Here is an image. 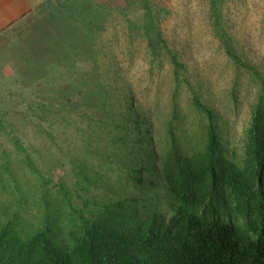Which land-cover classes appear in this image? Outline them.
Here are the masks:
<instances>
[{
	"label": "trees",
	"instance_id": "obj_1",
	"mask_svg": "<svg viewBox=\"0 0 264 264\" xmlns=\"http://www.w3.org/2000/svg\"><path fill=\"white\" fill-rule=\"evenodd\" d=\"M135 2L138 21L126 11ZM225 2L207 0L213 34L235 73L257 83L238 152L226 118L197 91L185 110L178 85L158 136L139 83L101 43L119 7L129 46L140 37L151 55L146 72L167 54L179 84L185 65L165 36L167 11L151 0H42L0 38L5 61L16 60L6 82L35 93L16 113L43 138L26 146L11 111L0 112V135L15 146L0 143V264H264V69L237 46ZM37 22L49 26L38 32ZM21 90L10 105L26 100ZM66 162L69 174L55 177Z\"/></svg>",
	"mask_w": 264,
	"mask_h": 264
},
{
	"label": "rangeland",
	"instance_id": "obj_2",
	"mask_svg": "<svg viewBox=\"0 0 264 264\" xmlns=\"http://www.w3.org/2000/svg\"><path fill=\"white\" fill-rule=\"evenodd\" d=\"M151 1L167 11V14L162 18L164 33L171 47L178 51L185 65V73L181 72L179 75V84L173 77V64L167 54H164L162 60L155 64L152 72H146L150 67L148 61L151 55L145 50V43L141 41L140 37L135 39L136 42L132 47L129 46L125 38L127 21L119 12V7H112V16L108 19L106 25L108 27L104 31L105 36L101 43L113 57L111 60L119 63L122 75H126L131 83L132 80L139 83L140 90L137 88V95L141 103L148 109L152 130L156 131L157 135L163 133L164 121L170 115L168 113L171 112L170 94L178 85V99L183 108L187 109L188 95H191L193 91L199 92L203 98L208 99L214 105L219 116L226 118L225 134L228 139V150L232 151L235 148L237 152L241 151L243 132L250 117L249 104L255 99L257 91L256 81L251 79L248 72H241L238 75L235 73L234 65L213 34L208 18L207 0ZM107 2L110 6L117 3L122 5L123 0H107ZM224 9L228 28L234 36L237 46L245 53V56L249 57L258 67L260 66L259 68L264 69V0H226ZM126 11L127 16L133 21H138L143 14L138 2L128 6ZM25 21L24 18H20L12 29L24 24ZM36 24L38 27L36 26L34 29L38 32H42L44 27L49 26L48 23L42 22ZM22 42L26 43L27 41L23 40ZM131 50L135 56L133 61L129 60ZM13 62L16 60L8 61L10 66ZM85 66L90 68L91 64L85 63ZM12 73L15 75L16 71L13 70ZM128 74H132V77H129ZM8 79L9 83L6 82V79H0V88L6 87L5 91L0 93V112L3 110L5 114L6 110L11 111L12 114L9 116L13 115L15 134L21 137L26 146H32L33 149L42 145L43 138L32 120L20 117L16 113L20 109L16 110L15 107L25 109L27 102L34 99L35 93L27 91L21 86L28 97L17 106L13 102L10 105L8 99L11 101L19 99L17 94L21 89H17L21 83L16 84L10 77ZM232 88L237 90L238 98L236 100L232 96ZM46 91L54 92L48 87ZM8 93L13 95L7 96ZM45 124L48 125L47 122ZM57 125L55 123L54 127ZM77 142V140H73L71 144ZM0 143L9 149H15L12 141L6 140L5 136L0 135ZM69 144V138L63 141V151L74 156L75 153L69 151ZM28 151L32 152L31 148H28ZM32 153L33 156H38V153ZM68 166L69 163L66 162L67 169H55L54 176L69 174Z\"/></svg>",
	"mask_w": 264,
	"mask_h": 264
},
{
	"label": "crops",
	"instance_id": "obj_3",
	"mask_svg": "<svg viewBox=\"0 0 264 264\" xmlns=\"http://www.w3.org/2000/svg\"><path fill=\"white\" fill-rule=\"evenodd\" d=\"M42 0H0V38L5 36L6 33L12 30L13 25L19 22L20 18L26 13L34 10ZM0 45L3 42L0 39ZM2 55V53L0 54ZM0 56V79H6L7 69L10 66L3 58ZM12 73V70H9ZM9 72V74H11ZM1 80V81H3ZM2 93V92H0ZM5 94V93H4Z\"/></svg>",
	"mask_w": 264,
	"mask_h": 264
}]
</instances>
